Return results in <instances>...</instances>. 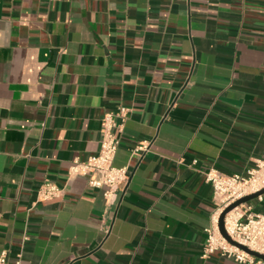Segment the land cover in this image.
Segmentation results:
<instances>
[{
    "label": "crops",
    "instance_id": "crops-1",
    "mask_svg": "<svg viewBox=\"0 0 264 264\" xmlns=\"http://www.w3.org/2000/svg\"><path fill=\"white\" fill-rule=\"evenodd\" d=\"M119 107L128 177L107 201L76 163ZM263 152L264 0H0L9 264H239L204 250L205 172L246 175ZM45 181L60 194L39 196Z\"/></svg>",
    "mask_w": 264,
    "mask_h": 264
},
{
    "label": "built area",
    "instance_id": "built-area-1",
    "mask_svg": "<svg viewBox=\"0 0 264 264\" xmlns=\"http://www.w3.org/2000/svg\"><path fill=\"white\" fill-rule=\"evenodd\" d=\"M125 116L126 109L123 107H119L115 113H105L102 118L101 138L97 152L76 163V172L86 175L90 186L105 189L104 195L107 201L113 199L116 190L126 182L128 177L127 166L117 167L113 164L119 145L115 129L120 128ZM117 118H120L121 122H118ZM146 149L147 145L142 144L136 147L134 152ZM205 179L212 184L219 215L236 199L264 187V152L262 157L256 161V166L248 169L246 175L225 174L215 168H210L205 172ZM38 193L42 198H51L60 194V189L54 183L45 181ZM256 199L264 202V192ZM239 207L240 205L234 207L225 215L226 232L233 240L264 255V212L252 211L251 205H247L244 210H239ZM218 215L205 229L207 233L205 252L218 250L221 255L232 258L239 264H264L263 259L241 250L220 234L217 227ZM0 264H9L5 252L0 254Z\"/></svg>",
    "mask_w": 264,
    "mask_h": 264
},
{
    "label": "water",
    "instance_id": "water-1",
    "mask_svg": "<svg viewBox=\"0 0 264 264\" xmlns=\"http://www.w3.org/2000/svg\"><path fill=\"white\" fill-rule=\"evenodd\" d=\"M264 192V187L256 192H252V193H249L247 195H244L238 199H236L235 201H233L232 203H230L229 205H227L218 215V219H217V227H218V230L220 232V234L231 244L237 246L238 248H240L241 250H244L245 252L251 254V255H254L258 258H261L264 260V255L258 253L257 251H254V250H251L249 249L247 246L233 240L229 235L228 233L226 232L225 230V227H224V218H225V215L231 211L234 207L236 206H239L245 202H248L250 200H253L255 199L259 194H262Z\"/></svg>",
    "mask_w": 264,
    "mask_h": 264
},
{
    "label": "rangeland",
    "instance_id": "rangeland-1",
    "mask_svg": "<svg viewBox=\"0 0 264 264\" xmlns=\"http://www.w3.org/2000/svg\"><path fill=\"white\" fill-rule=\"evenodd\" d=\"M256 199V198H255ZM255 199H253V200H255Z\"/></svg>",
    "mask_w": 264,
    "mask_h": 264
},
{
    "label": "bare ground",
    "instance_id": "bare-ground-1",
    "mask_svg": "<svg viewBox=\"0 0 264 264\" xmlns=\"http://www.w3.org/2000/svg\"><path fill=\"white\" fill-rule=\"evenodd\" d=\"M232 213V212H231Z\"/></svg>",
    "mask_w": 264,
    "mask_h": 264
}]
</instances>
